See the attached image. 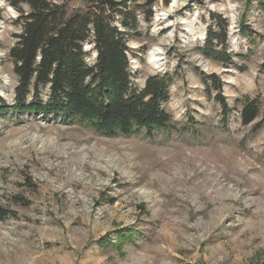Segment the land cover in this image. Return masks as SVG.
<instances>
[{
  "label": "rangeland",
  "instance_id": "1",
  "mask_svg": "<svg viewBox=\"0 0 264 264\" xmlns=\"http://www.w3.org/2000/svg\"><path fill=\"white\" fill-rule=\"evenodd\" d=\"M48 1L72 13L95 0ZM126 7L123 18L136 22L127 42L133 87L143 89L153 74L171 76L163 107L175 129L105 137L81 123L0 115V264H264L259 0H127ZM18 17L0 0V97L9 105ZM225 24L233 57L226 66L201 54L208 28ZM152 49L158 65L149 62ZM88 51L90 63L96 54ZM201 73L224 83V123ZM245 97L261 103L256 132L240 124Z\"/></svg>",
  "mask_w": 264,
  "mask_h": 264
},
{
  "label": "trees",
  "instance_id": "2",
  "mask_svg": "<svg viewBox=\"0 0 264 264\" xmlns=\"http://www.w3.org/2000/svg\"><path fill=\"white\" fill-rule=\"evenodd\" d=\"M127 0H95L85 11L69 13L64 6L48 0H8L19 11L16 23L21 32L8 59L17 78L14 102L0 97V115L26 114L45 122L81 123L105 137L173 131L175 125L164 105L169 100L172 77L166 73L149 76L143 89L133 87L128 59V37L136 26L128 18ZM29 7L28 13L20 10ZM264 11V0H259ZM147 7L151 6L148 2ZM150 17V11L146 12ZM120 15V27L115 16ZM227 24L208 28L201 49L204 58L223 64L232 62L228 52ZM90 46L93 62L87 61ZM207 98L220 107L222 122L228 118L223 97L224 83L215 74L201 73ZM242 126L258 131L263 121L260 100L245 97L239 101ZM191 123H194L191 119ZM121 235V240L125 239Z\"/></svg>",
  "mask_w": 264,
  "mask_h": 264
},
{
  "label": "bare ground",
  "instance_id": "3",
  "mask_svg": "<svg viewBox=\"0 0 264 264\" xmlns=\"http://www.w3.org/2000/svg\"><path fill=\"white\" fill-rule=\"evenodd\" d=\"M160 52L158 49H152L151 52L149 53L148 57H149V62L152 65H158L159 61H160Z\"/></svg>",
  "mask_w": 264,
  "mask_h": 264
},
{
  "label": "built area",
  "instance_id": "4",
  "mask_svg": "<svg viewBox=\"0 0 264 264\" xmlns=\"http://www.w3.org/2000/svg\"><path fill=\"white\" fill-rule=\"evenodd\" d=\"M84 49L86 50V51H88V50H90V46L89 45H86L85 47H84ZM89 60V59H88Z\"/></svg>",
  "mask_w": 264,
  "mask_h": 264
}]
</instances>
